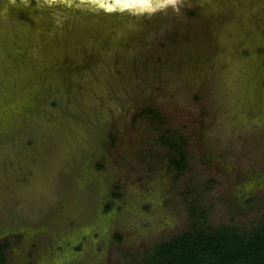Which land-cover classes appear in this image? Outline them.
Wrapping results in <instances>:
<instances>
[{
	"label": "rangeland",
	"instance_id": "374dc122",
	"mask_svg": "<svg viewBox=\"0 0 264 264\" xmlns=\"http://www.w3.org/2000/svg\"><path fill=\"white\" fill-rule=\"evenodd\" d=\"M263 218L264 0H0L5 264Z\"/></svg>",
	"mask_w": 264,
	"mask_h": 264
},
{
	"label": "trees",
	"instance_id": "16d2710c",
	"mask_svg": "<svg viewBox=\"0 0 264 264\" xmlns=\"http://www.w3.org/2000/svg\"><path fill=\"white\" fill-rule=\"evenodd\" d=\"M180 152L182 159L173 160L183 166L186 156ZM200 215L206 219L208 213L204 210ZM207 227L195 224L163 240L143 264H264V218L250 231L236 226ZM8 246L7 240L0 242V264H5Z\"/></svg>",
	"mask_w": 264,
	"mask_h": 264
},
{
	"label": "clouds",
	"instance_id": "9594fccd",
	"mask_svg": "<svg viewBox=\"0 0 264 264\" xmlns=\"http://www.w3.org/2000/svg\"><path fill=\"white\" fill-rule=\"evenodd\" d=\"M168 3H176V0H167Z\"/></svg>",
	"mask_w": 264,
	"mask_h": 264
}]
</instances>
